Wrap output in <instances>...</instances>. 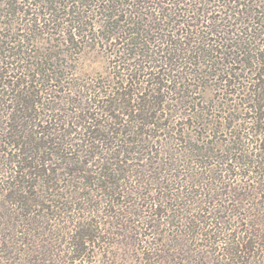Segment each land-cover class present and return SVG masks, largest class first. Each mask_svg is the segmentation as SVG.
<instances>
[{"label":"trees","instance_id":"trees-1","mask_svg":"<svg viewBox=\"0 0 264 264\" xmlns=\"http://www.w3.org/2000/svg\"><path fill=\"white\" fill-rule=\"evenodd\" d=\"M242 1L223 0L221 5L229 19L238 20L240 27L234 29L229 19L221 23L216 17H207L203 9L199 12L204 0H72L71 4L69 0H0V264L86 262L89 252L84 245L100 241L102 233L117 234L112 229L129 221L126 214L132 216V223L153 230L164 223L159 218L170 207L182 209L172 212L171 219L178 213L190 214V203L199 211L202 203L217 210L185 217L183 223L190 240L205 237L209 244L219 247L216 264H264V0ZM92 5L99 12L95 24L101 36L127 40L121 52L123 59L131 62L127 78L136 77L138 71L146 79L143 88L128 91L125 82L119 93L104 92L98 98L91 95L89 102L80 103L57 89L55 84L63 83L64 75L61 65L50 63L55 55L28 51L31 43L43 40L40 36L54 28L63 34L84 36L90 23L83 9ZM208 35L217 38L215 45ZM233 39L236 44L226 43ZM69 40L72 38H65ZM223 46L225 51H217ZM233 49L246 50L244 59L254 65V70L241 102L242 109L251 114L241 118L246 131L235 135L237 145L225 149L232 151L231 165L225 163L222 169L225 181L213 186L219 179L214 169L205 171H213L212 177L193 180L192 169H184L176 158L166 180L182 176L178 187L193 188L199 182L202 190L198 189V196L192 200L181 195L183 191L173 194L171 185L157 188L151 174L153 169L157 174L164 170L154 167L166 153L159 141L163 134H157L167 126L157 115L169 107L164 92L180 94L179 99L169 100L181 105L186 97L184 90H179L185 88L180 86L181 80L205 73L194 70L184 76L183 63L206 67L207 77H219L225 88L240 87L241 82L231 81L239 75L231 66L237 59ZM27 56L34 61L28 63ZM171 83L174 85L169 89ZM67 84L74 95L75 85ZM201 113L193 117L199 118ZM184 152L175 151L174 155L185 157ZM180 167L183 169L177 170ZM182 170L190 172L181 174ZM129 177L137 182L135 191L127 185ZM149 185L152 188L148 192L158 190L156 195L141 191ZM132 194L139 198L137 209L119 202V198ZM215 194L219 196L217 202L213 201ZM149 199L155 209L145 215L143 203ZM79 211L94 219L69 216ZM118 218L120 222L125 219L119 223ZM205 225L215 230L204 231ZM124 228L127 233L133 230L126 225ZM62 243L66 249H60Z\"/></svg>","mask_w":264,"mask_h":264},{"label":"rangeland","instance_id":"rangeland-1","mask_svg":"<svg viewBox=\"0 0 264 264\" xmlns=\"http://www.w3.org/2000/svg\"><path fill=\"white\" fill-rule=\"evenodd\" d=\"M64 1L66 2L67 0H63V2ZM190 2L186 1L185 3L189 4ZM245 2L246 1L244 0L242 1V3ZM69 3L71 4L72 0H69ZM222 4H224L223 0H204V4L199 6L200 10L198 11L200 12L201 9H203L207 17H216V19L221 20V23H226L229 18L225 14V10L223 9V7H221ZM229 6L232 5L229 4ZM254 8L256 9L257 7ZM84 10H87V14L89 15V19H87V21H89L90 23L89 25H87V27H85L86 34H84V36L77 37L73 34H70V32H66V34H63L60 30H56L54 28L46 35L42 34L40 36L41 38H43V40L39 41L38 43H31L32 45L29 46L30 50L28 51V53L34 54L37 50L45 52L47 54L51 53L55 55L50 63L54 64L55 62L57 65H61V68H63L62 73L64 75L63 83H61L64 86L56 83L55 85H58L59 87H57V89H59L60 91H66V93L68 94L67 97L69 96L76 98L77 100H80V103L89 102L88 98L91 95H94L98 98V95H101V93L109 94L110 91L119 93L121 91L119 87L125 86V82H128V91H134L133 89H135V87L143 88L145 85L144 83H142V81H144L146 78H143L142 74H138V71H136V77L133 76L131 79L130 77L127 78L126 71L127 68H132L129 65V63L131 62H127L125 59H123V55H121V52L123 51V47H125L127 40L122 37L111 38L105 35L101 36L102 32L100 29H98L97 24H95L96 16L99 14V12L97 11L98 9L94 8L92 5L88 7V9H83V11ZM1 20H3V18L0 19V21ZM228 22L233 24L234 29L240 27L239 23L238 25H236V23L238 22L236 18L229 19ZM204 30L206 29L204 28ZM3 32H7V30ZM65 36L67 38L71 37L72 41H65ZM207 37L211 40V43L215 45L217 38L210 35H208ZM195 41L196 44L194 45L199 47L200 45L198 44V40ZM226 43H232L233 45L236 44V41L233 39L232 41ZM220 49L225 51L224 46L221 48L218 47L217 51H220ZM217 51L215 52L217 53ZM233 51L235 52L234 57H236L237 59L235 58L236 60L231 61V66L233 67V69L236 68V71L237 73H239V75L236 76L235 74L236 78H231V81L241 82L240 87H238L240 88L239 90L237 88V85L229 86L226 88L223 87V85L218 80L219 77H207V72L209 73V69H207L206 67L200 65H195L194 67L189 64L183 63L182 71H186V74H183L184 76L187 75L189 71L193 72L194 70L198 71V73H205L200 75L198 74L197 77L195 76V78L194 76L189 77V75H187V78L181 80L180 86L184 85L185 88H179V90H184V94H186V97L183 99V103L181 105H175L173 104V100H169V98L175 99L176 97L179 99L180 94L175 95L171 94L170 92H164V99L166 101L165 105L169 106L168 108H170V110H168L167 108L166 111H160L157 113V115L162 117V123H166L167 125L164 131L157 132V134H163L160 137L159 141L162 143V145H164V151L166 152L165 154H163L162 161L156 160V162H159L160 164H156L154 166H161V169H164L161 171L162 173L157 174L155 169L152 170L151 176L155 178L152 183H154V186L156 184L157 188L160 187L159 185H166L167 187L171 185L169 188L171 189L173 194H180V191H183L181 195H183L184 197L189 196V198H192V200L195 199V195L198 196V189L202 190V183H196L195 181L194 183L198 185H194L193 188L189 186H183L185 187L184 189H182L183 187H178L179 179H183L181 178L182 176H179L178 180H166L169 179V173L172 171L171 165L175 164L176 158L178 159V161L181 160L180 163L183 165L182 167H184V169H192L193 180L199 181L200 179H198V177L202 176H204L205 178H207V176L208 178L210 176L212 177L214 175L212 174L213 171H211L210 173H205V171L214 169L219 179L217 180L218 182L213 181V186H220L221 182L223 183V181H225L226 174L222 171V169L226 167V164L231 165L229 155L232 153V151L226 152L225 149H227V147H235L237 145V138H235V135H242L246 131L245 127L243 128V126H241L242 124H245V122H243L241 118L243 117V114H248V111L242 109L244 108V106L241 102H243V100L245 99V85H249V82L251 81L253 76L252 71L254 70V65L249 60L244 59L245 55L243 54V52L246 50L233 49ZM215 52L214 54L216 55ZM185 57H187V55H185ZM189 59L187 58V61ZM242 59L244 60V63L240 62ZM26 60L28 61V63L34 61L31 57L28 56ZM182 61L185 62L184 59ZM67 83L75 85V87L73 86L72 88V90H76L74 95L73 93L69 92ZM187 84L193 86L188 87ZM79 85L80 87H77ZM172 85L174 84L171 83V85H169V89ZM180 86H178V84L175 85V87ZM79 91L81 92L78 93ZM59 94L63 95L61 92H59ZM85 94L87 97L83 96ZM68 108L70 109L72 108V106L69 105ZM226 108L229 109V112ZM90 111L92 113L95 112V110L93 111L91 109ZM201 111L203 115L201 113L202 116L200 115V117H203V119H201L200 117H193L196 112L199 113ZM98 112L100 113V111ZM250 114L251 113L249 112L248 116ZM104 117L105 116H102V118ZM170 136L173 137L174 140L171 139ZM245 143H247V141H245ZM159 148L160 147H158V150ZM241 149H245V146L241 147ZM188 150L192 151L189 152ZM175 151H186L184 152L185 157L175 156ZM186 153H189V155H186ZM191 153H194V155H190ZM202 154H204V156H202ZM158 157L160 158V156ZM201 161L202 164L196 165ZM145 162L146 161L141 163ZM162 162H165L167 165L162 164ZM181 169L183 168L180 167V169L177 170L180 171ZM187 170H182L181 174L187 173ZM197 173L203 174L199 175ZM231 174L235 179V171ZM130 178L131 177L128 178L130 182L127 185L129 189L135 191L137 182H134V178ZM242 181L244 182L247 180L244 179ZM2 183L3 174L2 171H0V185ZM233 187H235V185ZM150 188H152L151 185L147 186L145 190L141 191L145 192L147 195H156L158 190L153 189L148 192V189ZM36 190H33V192ZM219 190L220 189L218 188L217 191ZM138 200L139 198L135 194H132V196L127 195L125 197L119 198V202L123 201L122 204L125 206L132 207L134 205L131 209H137L135 208V204ZM206 200H209L207 196ZM150 201L151 200L149 199V201L143 203L142 209L150 211L149 214L147 213V211L144 212L145 215H150L151 211L155 209V207L151 205ZM183 201L184 200H182L181 202ZM213 201H219V196L217 194L213 195ZM170 202L171 201H167V203ZM129 203L130 205H128ZM202 204L200 207L201 211H199L197 206L190 203V206L188 205L187 209H189V212L191 213L187 215L186 213L185 215H180L179 213L182 212V209H179L177 205L170 207L167 210L168 212H165L166 216L163 215L162 218H159L160 221L164 223L157 229L154 228L153 230L146 229L145 225H142L141 223H132V216L130 214H126L129 221L122 223V220L125 218H123L121 222L118 218L119 223H122V227L119 224L116 229H112L117 234L112 235L102 233L100 241H95L88 245L85 244L84 247L86 248V251L89 252V255H86V262L76 260L71 262V264H216L215 258L218 257L217 254L219 253V247L216 248L215 244H209L208 238L205 237L203 238L198 236L197 240H190L189 235H187L189 230L183 224L185 221V217L192 218V215H202V212L204 210L217 212V210H215V207L210 206L209 208L207 207V203L205 204V206ZM161 209L164 208L161 207ZM177 209L181 210L178 213L179 216L177 218H169L170 215H173L171 214L172 212L177 213ZM35 212L38 213L37 211ZM77 212H73L69 216H76L78 218L89 216L85 213V211H79V213ZM203 213L205 215L206 212ZM88 218L94 219V217L92 216H89ZM168 221L169 224H167ZM187 221H189V219H187ZM124 225H126L127 228L131 227L133 230L127 233L128 229L124 228ZM61 226H63V224H61ZM105 227L109 226L105 225ZM204 228V231L214 229L210 228L209 225H205ZM56 246L58 247V245ZM66 247L67 246L62 243L60 249H66ZM210 258H212V260L209 261Z\"/></svg>","mask_w":264,"mask_h":264}]
</instances>
